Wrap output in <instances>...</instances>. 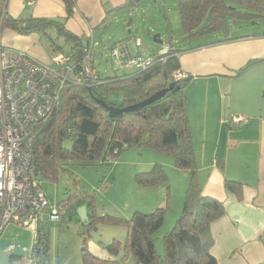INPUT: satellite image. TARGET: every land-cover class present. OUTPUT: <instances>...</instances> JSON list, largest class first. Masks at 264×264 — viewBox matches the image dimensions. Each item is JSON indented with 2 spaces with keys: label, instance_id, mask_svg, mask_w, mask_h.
Returning a JSON list of instances; mask_svg holds the SVG:
<instances>
[{
  "label": "trees",
  "instance_id": "1",
  "mask_svg": "<svg viewBox=\"0 0 264 264\" xmlns=\"http://www.w3.org/2000/svg\"><path fill=\"white\" fill-rule=\"evenodd\" d=\"M61 2L66 18H71L77 0ZM2 10L3 1H0V29H9L21 36L38 32L48 41L53 54L75 52L81 57V40L67 32L61 23L49 19H15L6 12L2 15ZM177 12L181 36L188 41L217 33L226 35L229 22H264V0H179ZM55 30L54 37L51 32ZM60 38L69 46L67 52H62L57 44ZM174 54L176 51L172 48L164 61L153 54L156 62L145 72L119 74L118 71L111 77L98 76L100 84L92 88L66 87L59 105L34 141L31 165L33 176L39 181L56 182L62 167L68 163L112 162L133 147L167 155L174 168L190 174L181 214L162 238V256L156 250L155 235L163 227L168 201L165 209L151 213L136 211L129 219H123L97 216L93 196L84 191L69 193L67 199L58 204L66 209L67 215H75L79 221L77 211L85 207L88 217V223L82 222L85 233L81 235V264H128L130 258L133 264H216L210 254V228L225 211L221 202L202 194L196 180L194 144L184 95L191 77L186 76L180 83L173 80L172 74L180 71L179 60ZM172 84L173 88L165 96L149 106L120 112ZM134 182L141 188H152L167 184L168 177L156 164L151 170L136 174ZM224 187L233 193L241 189L240 184L227 180ZM102 226L126 229L123 244L112 240L105 246L108 259L95 257L87 247L91 233ZM48 252L49 234L44 226L42 230L38 226L31 254L33 264H48Z\"/></svg>",
  "mask_w": 264,
  "mask_h": 264
},
{
  "label": "crops",
  "instance_id": "2",
  "mask_svg": "<svg viewBox=\"0 0 264 264\" xmlns=\"http://www.w3.org/2000/svg\"><path fill=\"white\" fill-rule=\"evenodd\" d=\"M0 1H3L2 15L6 12L15 19L57 21L80 39L82 45L87 43L94 29L106 26L111 15L132 9L139 3V0H77L72 17L66 18L61 0H32V6L30 0ZM0 33L1 47L24 52L45 65H51L54 54H50L49 43L40 33L21 36L9 29H0ZM51 35L55 37L56 30ZM161 48H150L140 55H157ZM172 48L180 63L179 70L191 77L185 85L184 95L194 144L196 180L202 194L221 202L225 211L224 216L211 225L210 254L216 264H263L264 29L242 31L229 22L226 35L217 33L196 40L189 47ZM245 66L248 67L238 74ZM97 73L100 78L115 75L112 69L106 68ZM128 73L132 71H119V74ZM233 117H242L245 123L229 127L228 122ZM161 164L167 165L163 162L158 165ZM188 179L184 177L187 185ZM226 180L240 184L241 189L237 193L229 192L224 187ZM154 188L159 190L149 191L146 210L142 213L166 208L163 185ZM182 200L176 197L174 205L167 206V210L173 208L172 216H180ZM166 215L164 224L168 219ZM10 225L0 236L6 238L12 234L17 246L13 252L19 250L28 257L23 256L24 264H33L34 232L14 223ZM106 245L99 243L96 246L94 243L87 247L95 257L108 259ZM1 253L9 255L8 248ZM158 254L162 256L163 252ZM10 258L13 260L10 264H23L18 255L10 254Z\"/></svg>",
  "mask_w": 264,
  "mask_h": 264
},
{
  "label": "rangeland",
  "instance_id": "3",
  "mask_svg": "<svg viewBox=\"0 0 264 264\" xmlns=\"http://www.w3.org/2000/svg\"><path fill=\"white\" fill-rule=\"evenodd\" d=\"M178 2L179 0H139L134 8L124 9L111 15L106 26L94 29L92 31V51L94 66L97 71H104L105 68L110 71L116 67V59H112L109 54L111 48L118 46V42L121 41L130 50L129 52L136 56L143 54L144 50L150 48H161L164 44L186 48L190 46V43L205 38L188 41L183 39L177 12ZM236 25L242 31H261L264 29V22H242ZM156 35L159 36L161 44L153 42V36ZM1 36L0 33V40ZM135 40L141 42V48L135 47ZM45 43L43 39V44L45 45ZM57 44L62 47V52L69 50V46L65 44L62 38L57 39ZM50 54L52 55V52ZM126 71L129 70L123 72ZM149 162H151L150 165H148ZM160 162L167 164L160 166L168 177L167 184L163 185L166 193L165 199L168 201V206H173L176 197H181V200L184 198L183 194L187 188L184 177L190 179L189 172L174 168L172 159L167 155L153 150H139L136 147L126 150L117 160L112 162H98L89 165L68 163L62 167L63 171L60 172L56 182L52 183L40 179L39 184L46 198L52 204L66 200L69 193L84 191L94 197L97 216L109 215L129 219L134 212L146 210V203L150 195L148 193L159 190L154 187L141 188L134 182V176L151 170L155 163L159 164ZM181 202L183 203V200ZM172 211L173 208H168L165 212L168 219L155 235V245L160 254L163 252V236L172 229L179 218V216H172ZM10 226H13V223ZM42 226L49 234L48 264H81V235L85 233V228L75 215H67L59 223L52 224L47 223L44 219L39 225L41 230ZM2 237L0 236L2 239L0 264L13 262L10 254L20 256L24 264L23 256L26 257V255L19 250L16 253L13 252V248L17 247L13 235L9 234L5 236L6 238ZM113 239L123 244L126 239V229L122 226L99 227L91 233L87 246L91 247V244L94 243L96 246H99V243L109 244ZM5 247L8 248L9 255L1 253ZM18 247L20 248V246ZM133 263L134 260L130 258L128 264Z\"/></svg>",
  "mask_w": 264,
  "mask_h": 264
},
{
  "label": "built area",
  "instance_id": "4",
  "mask_svg": "<svg viewBox=\"0 0 264 264\" xmlns=\"http://www.w3.org/2000/svg\"><path fill=\"white\" fill-rule=\"evenodd\" d=\"M29 1V5H33ZM92 35L75 52L56 53L51 65H45L28 54L0 46V234L10 223L36 230L45 219L59 223L67 212L58 203L52 204L33 176L32 153L36 137L60 103L62 91L68 86L92 88L100 84L94 66ZM135 47L141 48L139 40ZM172 45L164 44L157 57L164 61ZM116 59L113 72L129 70L145 72L156 62L153 56H133L124 43L112 47L109 54ZM176 56V54H174ZM175 82L186 79L182 71L172 74ZM245 123L233 117L229 127ZM33 262V261H32Z\"/></svg>",
  "mask_w": 264,
  "mask_h": 264
},
{
  "label": "water",
  "instance_id": "5",
  "mask_svg": "<svg viewBox=\"0 0 264 264\" xmlns=\"http://www.w3.org/2000/svg\"><path fill=\"white\" fill-rule=\"evenodd\" d=\"M153 42L156 43V44H161V41L159 40V36L158 35L153 36ZM173 86L174 85L172 84V85L169 86V88L164 89L162 91H159V92L155 93L153 96H151L146 101H144L142 103H139L137 105H134V106L125 108V109L121 110L120 112H124V113H126V112H132V111H135V110H138V109H142V108H144L146 106H149L150 104L156 102L157 100H159L160 98H162L163 96H165L166 93L173 88ZM100 104L102 105V103H100ZM116 112H118V111H116ZM77 214H78L79 219H80L81 222H83L85 224L88 223V217L86 215V208L85 207L79 208L78 211H77Z\"/></svg>",
  "mask_w": 264,
  "mask_h": 264
}]
</instances>
